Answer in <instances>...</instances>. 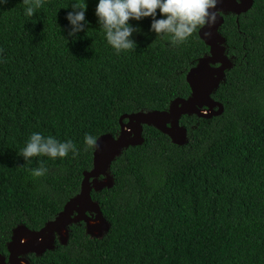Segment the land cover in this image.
<instances>
[{
  "label": "trees",
  "instance_id": "trees-1",
  "mask_svg": "<svg viewBox=\"0 0 264 264\" xmlns=\"http://www.w3.org/2000/svg\"><path fill=\"white\" fill-rule=\"evenodd\" d=\"M75 2L45 0L29 17L23 0H0V255L6 258L15 228L42 229L79 194L84 172L93 168L94 147L85 151V135L117 138L124 116L187 99L186 75L209 53L201 28L173 47L151 31L148 17L130 21L139 29L135 50L116 55L95 14L99 0H85V30L69 35L66 17ZM223 18L219 31L233 67L212 97L224 113L183 116L187 140L180 148L144 126L143 143L111 163L112 186L92 193L108 230L92 237L83 222L72 224L66 244L57 239L42 255L28 254L31 264H264V0ZM33 133L71 140L79 154L26 162L18 153ZM41 162L49 171L34 180L29 170ZM101 224L89 227L99 234Z\"/></svg>",
  "mask_w": 264,
  "mask_h": 264
},
{
  "label": "water",
  "instance_id": "water-1",
  "mask_svg": "<svg viewBox=\"0 0 264 264\" xmlns=\"http://www.w3.org/2000/svg\"><path fill=\"white\" fill-rule=\"evenodd\" d=\"M252 7L253 0H217L216 8L213 9L217 13L216 23L199 31V37L209 47V53L197 58L186 75L191 89L189 97L175 99L165 111L138 112L124 116L120 121L121 130L117 138L109 134L100 136L94 146L93 168L84 172L79 194L71 198L63 211L48 221L42 229L33 231L23 225L15 228L6 241L8 258L0 255V264H19L21 260L31 264L32 261L26 257L28 254L42 255L53 249L57 238L62 244H66L69 239L68 228L72 224L83 222L89 236H103L109 228V223L103 217L99 204L93 200L92 193L112 186L113 181L109 174L111 163L119 158L125 149L143 143L144 126L157 128L170 138L172 145L180 148L187 140V129L180 124L183 116L196 115L210 119L224 113L223 104L212 97L224 81L227 71L233 67L231 58L224 52V47L228 48V42L219 31L224 23L222 14L234 13L240 16ZM209 70H213L215 74L205 78L204 75ZM125 119L127 123H124ZM99 219L102 220L104 229L95 234L89 227V220ZM60 227L64 229L66 237L58 231ZM48 236L51 244L40 246L41 239ZM25 237H31L29 241L32 243V246L26 249L22 248V240Z\"/></svg>",
  "mask_w": 264,
  "mask_h": 264
},
{
  "label": "clouds",
  "instance_id": "clouds-1",
  "mask_svg": "<svg viewBox=\"0 0 264 264\" xmlns=\"http://www.w3.org/2000/svg\"><path fill=\"white\" fill-rule=\"evenodd\" d=\"M2 2L7 3V0ZM23 3L26 6L25 15L31 17L37 9L43 7L45 0H23ZM216 5L217 0H99L95 14L107 44L116 55H120L137 47L132 36L139 29L130 24L131 20L140 21L151 17V31L156 37L167 39L176 47L187 42L198 29L216 23L217 13L213 11ZM71 7L72 11L67 14L66 19L71 25L69 35L76 36L85 30L88 5L85 0H77ZM158 14L163 18L157 19ZM84 144L87 151L97 145L96 138L86 134ZM69 152H72L74 157L79 154L71 140L60 142L54 137L33 133L18 155L29 162L37 156H47L53 160L62 159L67 157ZM29 171L35 180L45 176L49 169L41 162L40 167Z\"/></svg>",
  "mask_w": 264,
  "mask_h": 264
},
{
  "label": "bare ground",
  "instance_id": "bare-ground-1",
  "mask_svg": "<svg viewBox=\"0 0 264 264\" xmlns=\"http://www.w3.org/2000/svg\"><path fill=\"white\" fill-rule=\"evenodd\" d=\"M224 52H225V54H227V48L226 47H224ZM215 74V72L213 71V70H209V71H207L206 73H205V75H204V77L205 78H210L211 76H213ZM107 148H109V145H108V147ZM99 183V181H97L96 182V184H98ZM92 208H94V207H92ZM82 215V214H81ZM80 218V217H79ZM79 218H77V219H79ZM101 219H99L98 221L96 220H89V224L90 225H99V224H101V225H104L103 224V222H102V220L100 221ZM58 231L61 233V235H66L65 234V231H64V229L62 228V227H60L59 229H58ZM50 236H48V237H43L42 239H41V241H40V243H39V245L40 246H44V245H46V244H51L50 243V238H49ZM30 239H29V237H25L23 240H22V248H29V246H32L31 244V242L29 241ZM38 243V242H37ZM20 264H28V262H25L24 260H21V263Z\"/></svg>",
  "mask_w": 264,
  "mask_h": 264
},
{
  "label": "built area",
  "instance_id": "built-area-1",
  "mask_svg": "<svg viewBox=\"0 0 264 264\" xmlns=\"http://www.w3.org/2000/svg\"><path fill=\"white\" fill-rule=\"evenodd\" d=\"M205 113H207V111H206ZM105 181H107V180H105ZM75 219H76V218H75ZM30 238H31V237H29V239H30ZM30 240H31V239H30ZM0 263H1V262H0ZM20 263H21V261H20ZM20 263H19V264H20Z\"/></svg>",
  "mask_w": 264,
  "mask_h": 264
},
{
  "label": "flooded vegetation",
  "instance_id": "flooded-vegetation-1",
  "mask_svg": "<svg viewBox=\"0 0 264 264\" xmlns=\"http://www.w3.org/2000/svg\"><path fill=\"white\" fill-rule=\"evenodd\" d=\"M239 1V0H238ZM253 4H254V0H253ZM222 16H223V14H222Z\"/></svg>",
  "mask_w": 264,
  "mask_h": 264
},
{
  "label": "rangeland",
  "instance_id": "rangeland-1",
  "mask_svg": "<svg viewBox=\"0 0 264 264\" xmlns=\"http://www.w3.org/2000/svg\"><path fill=\"white\" fill-rule=\"evenodd\" d=\"M101 221V220H100ZM58 239V238H57Z\"/></svg>",
  "mask_w": 264,
  "mask_h": 264
}]
</instances>
